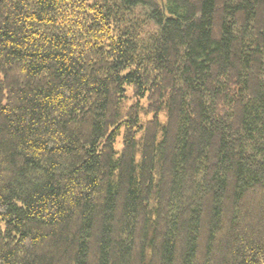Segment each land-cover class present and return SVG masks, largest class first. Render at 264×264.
Instances as JSON below:
<instances>
[{"label":"trees","instance_id":"obj_1","mask_svg":"<svg viewBox=\"0 0 264 264\" xmlns=\"http://www.w3.org/2000/svg\"><path fill=\"white\" fill-rule=\"evenodd\" d=\"M163 7L0 0V264H264V0Z\"/></svg>","mask_w":264,"mask_h":264},{"label":"water","instance_id":"obj_2","mask_svg":"<svg viewBox=\"0 0 264 264\" xmlns=\"http://www.w3.org/2000/svg\"><path fill=\"white\" fill-rule=\"evenodd\" d=\"M160 1V3H161V5H162V7H163V0H159ZM164 8V7H163Z\"/></svg>","mask_w":264,"mask_h":264}]
</instances>
